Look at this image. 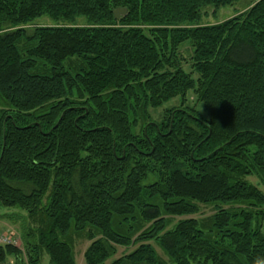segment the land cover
<instances>
[{
  "label": "trees",
  "instance_id": "16d2710c",
  "mask_svg": "<svg viewBox=\"0 0 264 264\" xmlns=\"http://www.w3.org/2000/svg\"><path fill=\"white\" fill-rule=\"evenodd\" d=\"M239 1L0 0V264H264V0L200 24Z\"/></svg>",
  "mask_w": 264,
  "mask_h": 264
},
{
  "label": "rangeland",
  "instance_id": "374dc122",
  "mask_svg": "<svg viewBox=\"0 0 264 264\" xmlns=\"http://www.w3.org/2000/svg\"><path fill=\"white\" fill-rule=\"evenodd\" d=\"M254 1H256V0H240L239 2L234 3L230 7L222 8V9H219L217 11H214V9H212V8H207V9L202 11V18H201L200 24L201 25H213L216 23H220V22H222L228 18H231V17H233L239 13L244 12L245 10H247L250 7V5ZM85 24H86V22L84 20L79 19V20L75 21L74 25L82 27ZM55 25H56L55 22L49 20L46 17H43V18H40V19L32 22L26 28L31 32L32 29L35 27H54ZM191 53H192V49L190 47V44H188V43L183 44L181 49H180V54H181L182 58L185 60L184 64H183V68L186 72L191 71V69H190ZM196 78L197 77L194 76V79H196ZM169 106H178V102L172 101V102L166 104L165 106H163L162 108L156 110V112H154V110L150 111L152 118L154 119V122L159 121L160 113L162 112L163 109L168 108ZM184 106H190L193 109H195V111L203 119L209 118L208 111L204 108V106L202 104H200L198 101H196V99L194 97V93L192 91L188 92L187 102L185 103ZM250 181L254 185H257L260 189H262V187L258 184L257 180L250 179ZM7 214H12V212L10 210H4V209L0 208V230L5 231L6 229H9L15 233H18V235H19V223L13 224L10 221H8L7 219L3 218L4 216H9ZM211 214H212V210L209 207H202L200 213L198 215L194 216V218L202 219V218H205ZM1 218H3V219H1ZM178 220L179 219H175L174 224ZM8 232H11V231H8ZM17 237H19V236H15V239L17 240V246H19L20 242L18 241ZM88 245H89V242L82 241V240L76 241V243L74 245L76 264H86L83 255H84V251L86 250ZM129 251H130V249H119L117 254L115 256L111 257L110 259H108L105 264H110L113 260L117 259L120 255L122 256L123 254H125ZM9 262L13 264L12 259H10ZM41 263L42 264H49V258L47 256V254H45V253L43 254Z\"/></svg>",
  "mask_w": 264,
  "mask_h": 264
},
{
  "label": "built area",
  "instance_id": "2783aa9c",
  "mask_svg": "<svg viewBox=\"0 0 264 264\" xmlns=\"http://www.w3.org/2000/svg\"><path fill=\"white\" fill-rule=\"evenodd\" d=\"M9 231V230H8ZM0 230V246L12 245L17 246V240L12 232Z\"/></svg>",
  "mask_w": 264,
  "mask_h": 264
},
{
  "label": "water",
  "instance_id": "95a60500",
  "mask_svg": "<svg viewBox=\"0 0 264 264\" xmlns=\"http://www.w3.org/2000/svg\"><path fill=\"white\" fill-rule=\"evenodd\" d=\"M126 14H127V10L124 8H118L113 12V16L116 20L119 19L120 17L126 16Z\"/></svg>",
  "mask_w": 264,
  "mask_h": 264
}]
</instances>
